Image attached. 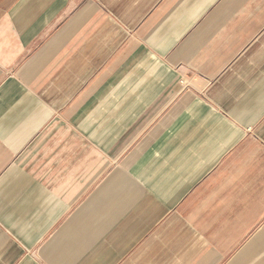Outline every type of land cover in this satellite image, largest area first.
I'll list each match as a JSON object with an SVG mask.
<instances>
[{"label":"crops","instance_id":"0c3cea01","mask_svg":"<svg viewBox=\"0 0 264 264\" xmlns=\"http://www.w3.org/2000/svg\"><path fill=\"white\" fill-rule=\"evenodd\" d=\"M0 264H264V0H0Z\"/></svg>","mask_w":264,"mask_h":264}]
</instances>
